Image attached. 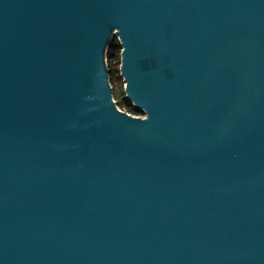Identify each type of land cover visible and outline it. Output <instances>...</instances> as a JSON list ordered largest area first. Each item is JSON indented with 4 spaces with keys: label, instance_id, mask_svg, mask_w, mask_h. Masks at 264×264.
Wrapping results in <instances>:
<instances>
[{
    "label": "water",
    "instance_id": "obj_1",
    "mask_svg": "<svg viewBox=\"0 0 264 264\" xmlns=\"http://www.w3.org/2000/svg\"><path fill=\"white\" fill-rule=\"evenodd\" d=\"M0 264H264V0H0Z\"/></svg>",
    "mask_w": 264,
    "mask_h": 264
},
{
    "label": "trees",
    "instance_id": "obj_2",
    "mask_svg": "<svg viewBox=\"0 0 264 264\" xmlns=\"http://www.w3.org/2000/svg\"><path fill=\"white\" fill-rule=\"evenodd\" d=\"M121 50L122 45L120 40L118 37H115L107 50L108 65L110 67V80L114 88V97L118 104L127 111L134 114H143L144 111L136 108L133 102L125 96L124 80L120 73Z\"/></svg>",
    "mask_w": 264,
    "mask_h": 264
},
{
    "label": "rangeland",
    "instance_id": "obj_3",
    "mask_svg": "<svg viewBox=\"0 0 264 264\" xmlns=\"http://www.w3.org/2000/svg\"><path fill=\"white\" fill-rule=\"evenodd\" d=\"M123 109H125V108H123ZM132 113V112H131ZM145 113H143V114H141V115H144Z\"/></svg>",
    "mask_w": 264,
    "mask_h": 264
}]
</instances>
